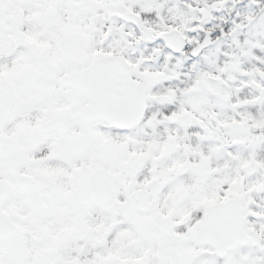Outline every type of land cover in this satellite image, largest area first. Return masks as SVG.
<instances>
[{"label":"snow or ice","instance_id":"obj_1","mask_svg":"<svg viewBox=\"0 0 264 264\" xmlns=\"http://www.w3.org/2000/svg\"><path fill=\"white\" fill-rule=\"evenodd\" d=\"M0 264H264V0H0Z\"/></svg>","mask_w":264,"mask_h":264}]
</instances>
